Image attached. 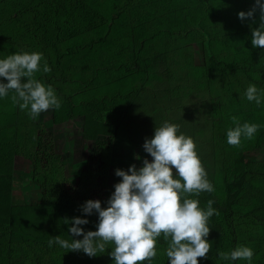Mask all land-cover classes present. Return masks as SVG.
I'll return each instance as SVG.
<instances>
[{
	"label": "rangeland",
	"instance_id": "1",
	"mask_svg": "<svg viewBox=\"0 0 264 264\" xmlns=\"http://www.w3.org/2000/svg\"><path fill=\"white\" fill-rule=\"evenodd\" d=\"M26 1L28 0H5L0 4V12L2 15L5 13L15 16L17 8L23 7ZM171 3L183 9L179 17L181 23L183 22L179 28L182 32L171 38L162 30L158 36L144 44L142 38L145 36L137 37L135 43H132L138 47V64L142 60L143 68L152 71V75L137 69L133 60L135 53H123V43L117 41L103 49L108 57V66L101 71L91 67L85 73L74 71L67 74L68 81L61 85L63 92L70 94L67 97L69 101L57 96L61 104L59 109L50 108L40 113L36 119H32L28 110H21L13 102L10 104L17 112L20 111V119L8 130V135L2 132L7 129L0 126V161L9 169L11 162L15 160L12 165V195L9 199V210H14L8 215L0 214V264L24 262L25 259L19 257L28 249V244L31 247L36 246V249L40 247L43 264H114L109 255L114 248L111 243L106 245L104 252H97L96 257L90 258L83 252H67L68 250L56 244L50 247L51 251H43L42 245L45 243L22 242L10 233L16 231L19 224L30 223V207L33 206L41 213V202L51 198V193L57 192L54 187L60 190L57 193L59 196H71L78 202L99 200L102 209L106 208V201L114 192L113 186L120 182V178L116 177L111 169L116 170L115 163L122 160L118 156L121 155L122 144L125 146L127 142L132 141V150L127 148L131 154L130 159L128 158L129 166L135 164L137 169L141 168L144 159L152 161L143 150L145 138H153L154 129L161 127L165 122L178 125L177 135L183 134L193 140L196 153L206 171V178L214 188L211 193L201 192L198 196L188 197L197 199L199 207L204 210L207 201H214L212 207L219 214H214L208 220V237H211L213 227L222 217L226 221V217L231 215L233 223L226 221L222 228L229 232V227L235 225L239 231L235 235L236 239L233 236L232 245L231 242L228 244L229 237L226 235L225 245L220 251L230 253L240 246L253 250L254 255L250 262L225 261L226 264H264L263 218L260 216L261 220L255 219L247 206L257 195L264 197V49L253 48L251 45V32L259 26V11L253 20L242 22L237 14L248 11L255 0H132L129 9L122 10L118 22L129 12L134 15L138 13V17L144 13L148 18L155 17L167 6L170 7ZM261 3H264V0H261ZM105 4L110 10L104 11L112 13L111 1ZM146 8L149 10L140 11ZM150 22L153 23L154 20ZM12 24L9 25L10 29ZM190 25L194 26L193 30ZM83 27H80L79 31H82ZM205 34L209 38V51L216 61L221 62L218 66L220 70L210 64L203 43ZM81 35L67 39L61 34L56 40V50L60 52L67 51L66 47H73V60L77 62L75 69L79 67L80 59L97 58L96 53L88 52L79 56L82 48L97 37L92 33ZM37 36L33 35V40ZM40 36L45 45L50 44L54 38V35H48L46 30H43ZM37 45L34 44L33 48H37ZM76 50L79 52L76 53ZM64 56V62H68V55ZM234 63H246L247 69L252 72L246 75L239 68L228 71L229 66ZM83 81L87 85H82ZM144 83H147L148 87L159 89L158 100L161 102L158 105L149 100L148 94L143 95L147 101L137 100L141 98L135 88L142 89L141 84ZM182 85L197 93L201 92L208 99H205L203 104L196 103L183 111L182 107L186 104L175 100L176 95L180 93L177 92L171 98L169 95L170 92L182 89ZM249 85H255L261 95L259 106L254 101L249 102L244 95ZM170 88L172 91H168ZM197 96L201 98V94H195L194 97ZM90 97L98 99L99 103H93L91 100L86 102ZM229 104L232 107H229ZM206 106L210 108V112L206 114L209 117H206L207 120L205 116L201 117ZM70 111L77 114L67 120ZM233 112L241 124L247 122L261 126L253 139L246 140L242 137L239 146H230L227 143L226 133L234 127L228 113ZM218 114L224 118L221 120ZM4 125H7V122ZM87 127H90V130L86 136ZM132 143L127 145L131 146ZM35 150L46 155L37 156L34 154ZM52 151L55 152L51 158ZM137 156L140 157L139 160L136 159ZM109 162L115 165L110 166ZM117 164L119 167L120 164ZM173 174L174 178H178L175 169ZM239 177L240 181L232 182ZM46 179L53 189L50 193L39 184H44ZM228 204L232 206L230 210L226 206ZM48 215L51 216L50 213ZM62 215H56L58 217L55 218L53 237L60 236L61 239L70 241L71 234L62 229L65 218ZM72 216L68 218L71 219ZM85 219H88L89 223L83 226L84 230L96 231V217ZM236 219L239 223L234 222ZM67 226L69 228L71 224ZM248 229H253L254 232H247ZM167 243L163 235L158 237L157 255L151 262L144 261L143 264H169L165 254ZM215 254L217 255V252ZM64 257L67 258L65 262L62 260Z\"/></svg>",
	"mask_w": 264,
	"mask_h": 264
},
{
	"label": "clouds",
	"instance_id": "2",
	"mask_svg": "<svg viewBox=\"0 0 264 264\" xmlns=\"http://www.w3.org/2000/svg\"><path fill=\"white\" fill-rule=\"evenodd\" d=\"M257 11L259 26L251 32V45L264 49V3L255 0L248 11L237 15L243 22L253 20ZM41 60L42 54L37 52L17 53L0 59V78L6 81L0 83V97L14 92L13 104L28 110L32 119L50 108L61 107L53 88L35 78L41 71ZM42 71H51L46 62ZM244 95L249 102L261 104V95L255 85H249ZM230 119L234 125L226 133L230 146H239L242 137L253 139L261 127L247 122L241 124L236 116ZM178 127L165 122L154 129L153 138H145L143 150L152 158L151 162L144 159L139 169L133 164L127 171L115 170L120 182L113 186L114 192L106 201V208L102 209L99 200H88L80 206L83 216L97 215L96 231L84 230L88 219L64 218V224H71L68 228L71 242L55 236L49 239V247L56 244L67 252H83L91 258L96 257L97 252H104L106 245L111 243L114 248L109 255L114 264H143L157 255V238L163 235L168 242L165 254L169 264H198V258H205L211 248L206 240L210 232L208 220L219 213L212 207L214 201H207L204 210L197 199L188 197L211 193L214 188L206 178L195 143L190 137L177 135ZM173 169L178 178H174ZM80 236L83 239H73ZM217 255L224 261L250 262L254 253L251 248L240 246L230 253L217 250Z\"/></svg>",
	"mask_w": 264,
	"mask_h": 264
},
{
	"label": "trees",
	"instance_id": "3",
	"mask_svg": "<svg viewBox=\"0 0 264 264\" xmlns=\"http://www.w3.org/2000/svg\"><path fill=\"white\" fill-rule=\"evenodd\" d=\"M4 1L5 0H0V4ZM110 1L112 3L113 12L108 14L104 10L107 9L108 11L110 9H108L105 3H108ZM130 2H132V0H28L23 3V7L17 8V13L15 16L5 13L2 15V12H0V57L2 59H5L9 55L17 53H41V71L35 74V78L42 82L45 86H51L56 96H61V98L65 101H69L67 97L70 96V94H66L65 92H63V86L61 84L68 81L66 77L67 74L74 71L85 73L87 69H90L91 67L94 70L101 71L102 68L108 66L106 65L108 63V57L103 49L115 44L117 41L123 43L121 44L123 47L120 46L123 53H135V57L133 60L134 66L137 69H141L145 74L150 73L152 75V71L150 72L147 71V68H143L142 60L138 64V47L132 43H135L137 37L145 36V38H142L144 44V42L148 41L149 39H153L154 37L158 36L159 32H161L162 30H164L165 35H168L171 38L175 37L177 33L182 32L179 28L181 25H183V22L181 23L179 17L182 14L181 12L183 11V9L178 5L174 6V3H171V5L169 4L170 7L167 6L164 11H160L159 14H157V16L155 17L148 18L145 16V13L143 15L141 12L140 13L142 14V16L138 17V13H136L135 16L133 12H129L126 14V17L123 18V20L118 22V17L121 15L122 10L129 9L131 5ZM148 10L149 9L146 8L140 11L146 12ZM137 11H139V8L137 9ZM151 20H154V22L151 23ZM11 23L13 24L10 29L9 25ZM81 24H84L85 26L83 27V25ZM48 27H52V29H48ZM80 27H83L82 31H79ZM188 28L189 27H187V29ZM193 28L194 26L190 25V29L193 30ZM43 30H46L48 35H54V38L51 39L52 41H50V44L48 45H45V43L43 42V38L40 36L43 33ZM87 33H92L93 35L96 34L97 37L95 38V40L92 39L93 42L91 41L89 44L87 43L86 46L82 48L81 51L83 53H79V56H82L85 52H88L89 54L96 53L97 58L87 60L80 59L78 62L79 67L75 69L77 62L73 60V47H66L67 51L63 50L62 52H60L59 50H56V40L59 36H61V34L64 35V38L67 37L68 39L74 36L80 37L81 34L85 35ZM33 35L38 36L33 40ZM203 37L204 47L207 50L206 53L210 59V64L215 65L217 70H220L218 66L219 64H221V62L216 61L211 51H209L208 49L209 38L206 34ZM34 44H38L37 48H33ZM94 47H96L97 49H95ZM78 52L79 51L76 50V53ZM64 54L68 55V62H64ZM184 56H186V51L184 53ZM45 62L51 69V71L48 73H44L42 71V66ZM246 65V63H242L241 65L234 63L231 64L229 68L226 66V68H228V71H233L235 70V68H239L244 74L248 75V73L252 71L249 68L247 69ZM0 83H6V81H4L3 78H0ZM81 84L87 85L84 81ZM141 85L142 89L135 88V90H138L137 95H140L138 97L141 98L137 100L147 101V99L143 95L148 94L149 100H152L155 104L158 105L159 102H161L160 100H158L159 89L155 88L154 86L148 87L147 83ZM168 91H172V89L170 88ZM177 92L180 94L176 95ZM171 93L173 92H170V98L172 95H176V102L183 101L184 104H186L184 105V107H182L183 111L185 110V108L193 106L196 103L203 104L205 99H208V97L206 95H202L201 92L197 93V91H194L192 88H184L183 85L182 89L174 91L175 94ZM195 94H201V98L199 99L198 96L194 97ZM207 94L209 96V93ZM12 95L13 92L10 91L7 96L0 97V122H3L0 123V126L4 127V129H7L2 131L7 135L9 134L8 130L12 127V125L18 123V120L20 119V111L17 112L16 108L10 105L12 103ZM195 99L198 100L195 101ZM90 100L93 101V103H99L98 99H94V97H90V99H88L86 102ZM90 104H92V102H90ZM229 107H232V105L229 104ZM177 110L180 111L179 107H177ZM203 110L205 113L201 117L205 116V119L207 120L206 117L208 116L206 114L210 112V108L206 106L205 108H203ZM76 114L77 113H74V111H70V114H68L66 119L68 120L69 118H71V116H75ZM228 115H230L231 117L236 116L235 112L228 113ZM218 117H220L221 120L224 118L221 117V114H218ZM5 122H7V125H4ZM225 124H228L227 121H225ZM89 130L90 127H87L86 136ZM129 143H132V141L127 142L125 146L122 144L121 155H118L122 158V160L120 162H117L120 164L119 167L118 164L115 163L117 166L116 169L126 170V168H128L130 163L128 158L130 159L131 154L129 153V151H127V148L129 150H132L133 148V143L131 146H128L127 144ZM4 152L6 153V151ZM54 152L55 151H52L50 155L51 158L54 157ZM34 154L37 156L46 155V153H40L36 150ZM241 158L242 157H240V159ZM14 162L15 160L11 162L9 169H7L6 167H4V165H2L0 161V214L2 215L11 214L14 210H9V199L12 195L13 185L11 182V177L13 174L14 166L12 165ZM33 164H35V160L33 161ZM109 164L110 166L115 165L112 162H109ZM111 170L115 174V169L112 168ZM240 180L241 178L239 177L238 180L233 179L232 182L236 183ZM39 184L40 187L42 189L45 188L44 190H47V192L50 193V190L53 191L52 186L48 184L47 179L44 180V184ZM54 189L57 192L51 193V198H47L46 200H43L41 202V213L33 206L30 207V212L28 214L31 219V221L29 219L30 223L19 224L16 227V231H12V233H10L13 234L16 239L22 242L45 243L42 245L44 248L43 251H51L49 245L46 244H48L49 239L53 238V236L55 235V218L58 217H56V215L60 216L63 214L65 218L66 216L68 218L72 215V217L76 216L80 218L96 217V219L98 220L96 214L87 217L82 215L80 206L84 204V201L78 202L71 196H59L57 193H59L60 190L56 187H54ZM183 198L184 195H182L181 197V202ZM226 206L228 210H230V208L232 207L230 206V204ZM247 206L250 209V214H252V216L255 219L257 218L258 220H261V216V218H263L262 222L264 223V197L257 195L249 201ZM16 212L18 213V210ZM49 213L51 214V216L48 215ZM68 219L70 220V218ZM232 220L233 217H231V215H228L226 217L227 222H231ZM226 221L222 217L213 227L211 237L206 238V240L211 244L210 251L205 258H198V264H226V262L224 260H221L215 253L217 252V250H220L223 245H225L224 242L227 234L229 237V244L233 240V236L236 239L237 236L235 235L239 231L238 228H235V225H233V227H229V232L224 231L222 227L225 226ZM234 222L239 223V220L236 219ZM62 229L63 231L67 232V224H64L62 226ZM248 230L249 231L247 232H254L253 229ZM232 244L233 242L230 243V245ZM33 247L28 244V249L19 257L20 259H25V261L18 264H43L41 254L39 253L41 250L40 247H38L37 249L36 246L34 248ZM66 259L67 258L65 257L62 258L64 262L67 261ZM260 259H262V254H260Z\"/></svg>",
	"mask_w": 264,
	"mask_h": 264
}]
</instances>
